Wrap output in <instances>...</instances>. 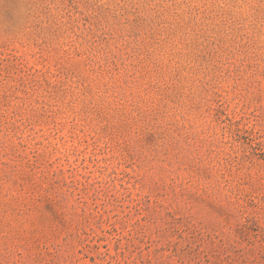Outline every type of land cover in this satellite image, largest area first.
<instances>
[{
  "label": "rangeland",
  "instance_id": "374dc122",
  "mask_svg": "<svg viewBox=\"0 0 264 264\" xmlns=\"http://www.w3.org/2000/svg\"><path fill=\"white\" fill-rule=\"evenodd\" d=\"M0 264H264V0H0Z\"/></svg>",
  "mask_w": 264,
  "mask_h": 264
}]
</instances>
